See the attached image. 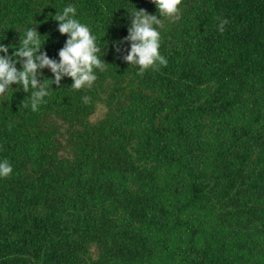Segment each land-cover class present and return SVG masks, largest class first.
<instances>
[{"label": "trees", "instance_id": "obj_1", "mask_svg": "<svg viewBox=\"0 0 264 264\" xmlns=\"http://www.w3.org/2000/svg\"><path fill=\"white\" fill-rule=\"evenodd\" d=\"M0 264H264V0H0Z\"/></svg>", "mask_w": 264, "mask_h": 264}, {"label": "rangeland", "instance_id": "obj_2", "mask_svg": "<svg viewBox=\"0 0 264 264\" xmlns=\"http://www.w3.org/2000/svg\"><path fill=\"white\" fill-rule=\"evenodd\" d=\"M100 115H101V114H96V115H95L93 118H95V117H97V118H98Z\"/></svg>", "mask_w": 264, "mask_h": 264}]
</instances>
